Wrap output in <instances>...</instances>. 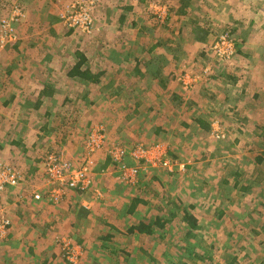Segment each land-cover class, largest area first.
Returning <instances> with one entry per match:
<instances>
[{"label":"rangeland","instance_id":"374dc122","mask_svg":"<svg viewBox=\"0 0 264 264\" xmlns=\"http://www.w3.org/2000/svg\"><path fill=\"white\" fill-rule=\"evenodd\" d=\"M61 1L52 0L53 3ZM78 1L83 0L64 1L62 6L68 9ZM105 1L99 0L95 6L92 31L83 33L76 29V33L96 34V23L103 21L96 12ZM110 1L112 8L132 2ZM178 1L142 0L140 3L136 0L142 4L141 10L135 12L140 20H133L137 25V38L146 41L144 48L153 44L157 46H152L156 52H150V58L139 55L138 61L143 65L132 64L134 69L142 68L140 71L133 69L129 75L119 67H112L111 76L103 86L92 87L90 97H87L90 89L80 87L67 107L56 113L48 112L50 116L45 121L52 134L47 145L68 156L72 162L83 157L91 129L97 125L105 128L107 145L94 158L95 171L100 175L112 176L115 173L105 159L109 157V147L118 144L131 149L137 144L144 148L159 145L162 149L153 154L158 156L168 150L163 159L174 164L171 170L154 166L156 163L152 162L161 155L150 162L139 163L140 181L136 187L143 185V188L135 191L137 194L142 191L140 199L144 203L132 218L147 224L154 223L158 216L167 219L165 227L159 228L160 246L153 253V258L139 252L135 240H122V237L112 241L111 248L100 247L93 252L88 251L87 246L91 243L88 244L87 240L82 248L70 237L58 239L59 244L67 238L82 248L83 256L78 264H230L228 260H234V257L235 262L231 264H264L261 260L258 262V255L240 246H246L248 241L257 244L254 247L257 250L264 244V118L261 121L255 119L254 125L242 127L221 115L226 112L222 105L225 102L233 105L243 87L247 91V96L240 99V105L246 107L244 111L252 116L264 113V85H259L264 81V0H193L183 15L179 12ZM9 10L10 0H1L0 18ZM131 24H126L127 32L134 30ZM197 24L210 33L204 44H196L192 40L193 26ZM40 36L44 41L36 44L39 51L51 47L56 55L64 53L74 58L77 46H80L76 43V36L71 38L61 33L52 38L50 29L41 31ZM223 38L234 45L230 56L220 57L215 49L217 44H222ZM11 48L10 43L2 44L0 40V69L3 71L8 67ZM32 48L27 47L28 50ZM153 55L154 58L164 56L161 72L156 77L144 70L145 63L154 59ZM119 72L127 73L125 79L121 75L116 77ZM258 73L260 77H257ZM232 83L237 85L231 87ZM219 90L228 92L219 94V97ZM205 91L209 93L205 94ZM205 112L208 113L207 120H203ZM221 121L223 124H218ZM242 135L246 140H235ZM101 156L104 158L100 159ZM257 157L263 160L257 163ZM131 159L134 164L129 166H135L137 159L135 161L133 156ZM24 178L25 183L27 179ZM237 179L242 181V186L248 183L247 180L255 182L256 186L249 192L233 189L231 181ZM31 183H35L32 178ZM45 183L49 191L47 180ZM227 198L236 206L226 202V215L219 219L214 214L219 212L222 201ZM122 199L120 197L121 202ZM238 202L242 206L238 207ZM235 208L240 211L246 209L251 219L262 217L261 223L256 221L251 226L250 220L248 229L242 228L240 233L236 228L229 230L233 223L228 215ZM185 213L195 219L197 228L192 229L184 220ZM165 242L173 248L166 247ZM168 250L171 253L166 254ZM61 252L64 256L62 248ZM224 254L228 258L222 260Z\"/></svg>","mask_w":264,"mask_h":264},{"label":"crops","instance_id":"0c3cea01","mask_svg":"<svg viewBox=\"0 0 264 264\" xmlns=\"http://www.w3.org/2000/svg\"><path fill=\"white\" fill-rule=\"evenodd\" d=\"M64 1L68 3L73 0H62L60 3H53L52 0H10L9 12L0 18L1 22L2 19L11 16L16 9H20L25 15V19L15 26L17 40L10 43L12 48L10 60L7 63L8 67L4 71L0 69V166L15 167L27 179V182L20 187L9 188L0 193V221L6 219L11 222L7 235L0 238V264H68L61 255L60 244L57 241L61 237L72 238L77 244H81L82 248L87 240L88 244L91 243V246H87L89 252L100 247L111 248V244H113L111 242L122 237V240L123 238L128 241L132 240V242L135 240L139 252L146 253L147 256L153 258V253L160 246L159 228L165 227L164 223L167 219L163 220L158 216L152 224L133 220L132 217L144 203V200L140 199L142 191L137 194L135 190L143 185L132 187L122 184L117 179L115 165L112 164L108 156L105 159L107 166L115 172V175L103 176L94 170L92 172L93 183L88 191L81 193L74 190L67 191L61 202L57 204L49 200L43 159L45 155L52 152L62 155L66 159L68 156L48 147L47 143L52 132L45 121L46 118L52 111L56 113L67 107L72 100L71 97L77 93L76 90L80 87L90 89V92H87V97H90L93 91L91 88L103 86L106 79L111 76L112 67H119L120 70L128 72L130 75L129 71L134 69L132 64L140 59L139 55L142 54L144 58L143 53L147 50L146 48L151 50V53L156 52L152 48L156 45L144 48L143 45L146 41L138 39L136 35L137 25L133 20H140L135 12L141 10L142 0H139L140 3L132 0L129 5L125 2L124 5L119 4V7L116 8H112L111 1L106 0L105 4L103 3V6L101 5L96 12L99 13V19H103V21L96 23V34L91 36L81 35L73 29L64 27L61 18V14L66 10V7L62 6ZM188 1H190L189 7L193 0ZM184 2L186 0L178 1L179 12L182 11ZM171 4H174V1ZM127 23H132L131 28L134 30L127 32ZM44 29H50L52 38L61 33L71 38L76 36V43H80V46H77L74 58L64 53L56 55L52 52L51 47L39 51L36 44L43 43L44 39L40 35ZM192 40L197 44L194 36ZM72 41L74 42V39ZM28 46L36 48L37 51H33L34 48L28 50ZM141 48H144V51ZM80 62L85 63L82 69L89 68L95 74H104L103 82L99 85L80 86L79 84L83 83L70 76L72 69ZM128 63L129 65H127ZM136 65L137 63H135ZM139 73L141 75L142 72ZM126 74L119 72L116 77L121 75L124 78ZM257 77H260V73L257 74ZM234 80L237 79L234 78ZM232 85L237 84L232 83L231 87H233ZM259 85H264V81ZM230 90L233 91V89ZM106 91L107 89L104 92ZM206 92L208 91L204 93L206 94ZM226 92L228 90L217 91L218 95H223ZM238 92L240 97L233 103L234 106L226 102L222 105L226 112L221 115L242 127H248L249 124L254 125L255 119L261 121L264 118V113L258 112L252 116L253 114L244 111L245 106L240 105V99L247 96L246 87L241 88ZM227 96L228 94L225 97ZM203 116H205L203 120H207L208 113L205 112ZM218 124L223 123L221 121ZM246 136L250 138L249 134ZM235 140L246 139L242 135V137H236ZM126 148L128 150L126 163L132 165L134 162L129 155L132 147ZM262 160L257 157V163ZM235 175L241 177L238 171H235ZM30 177L35 182L34 184L31 183ZM142 179L143 175L141 184ZM255 179L256 176H254ZM239 180L231 181L233 189L236 187L246 188V186L251 189L256 186L255 182L250 181L249 183L248 180V183L242 186V181ZM35 194H41V200H36ZM120 197L123 198L122 202ZM226 202L236 206L228 198L224 199L221 209L214 216L224 219L227 211L225 209ZM240 206L242 203L238 202V207ZM241 210L235 208L233 213L228 215L229 221L233 223L229 230L235 228L234 223H247L237 229L238 233L243 230L242 228L248 229L250 220L251 226L256 221L261 223L262 217L254 216L251 219L246 209L242 208ZM143 223L151 226L149 233L138 230V227ZM262 223H264V215ZM257 232H259L258 229ZM187 235L188 233H186ZM245 245H240L241 249L247 247L248 251L258 255V262L261 260L264 263V256H261L264 254V244L257 250L254 248L257 244L253 245L252 242L246 241ZM166 247L173 248L169 244H166ZM170 251L165 253H171ZM88 254L86 255L88 256ZM233 262H235V257Z\"/></svg>","mask_w":264,"mask_h":264},{"label":"built area","instance_id":"2783aa9c","mask_svg":"<svg viewBox=\"0 0 264 264\" xmlns=\"http://www.w3.org/2000/svg\"><path fill=\"white\" fill-rule=\"evenodd\" d=\"M99 0H83L73 4L62 15L63 23L68 29L79 30L83 33H90L93 28V12ZM25 19L24 13L20 9H16L10 16L0 22V40L1 43H11L17 40L15 35V26ZM76 30V31H77ZM224 46L226 48H224ZM234 45L232 42L227 43V39L223 38L222 44H217L215 49L220 57L230 56L233 53ZM231 50V51H230ZM108 142L106 130L103 126H94L89 132L86 142L83 157L77 161L72 162L67 160L62 155L48 154L43 159V166L47 185L49 187V200L54 203H60L67 191L74 190L79 193L89 190L92 180V172L95 170V156L101 150H104ZM159 145L152 148L135 147L129 153L130 157L137 159L135 166H129L125 160L127 158L128 150L118 145H113L108 149V155L113 161L118 172V179L129 186H136L140 179V162H145L155 159L152 163L154 166L160 165L163 168L171 170L174 166L168 160H164L167 152L156 156L154 151H160ZM166 149V148H165ZM150 162V161H149ZM24 175L22 172L10 165L0 166V193L9 188H18L24 183ZM36 200H41V194H35ZM11 222L3 219L0 221V238L7 235ZM61 248L63 257L69 264H78L83 256L82 248L75 245L71 240H62Z\"/></svg>","mask_w":264,"mask_h":264},{"label":"trees","instance_id":"16d2710c","mask_svg":"<svg viewBox=\"0 0 264 264\" xmlns=\"http://www.w3.org/2000/svg\"><path fill=\"white\" fill-rule=\"evenodd\" d=\"M189 3H190V1H188V0H186V2L183 3L184 4V7H183L182 11L180 12L182 15L184 14V12H185L186 8L188 7V4ZM193 28H194L193 29L194 40L197 43H199V44H204L205 42H207V40H208V38L210 36L209 31L206 30L204 28V26L199 25V24L194 25ZM184 29H186V28H184ZM187 29H188V27H187ZM150 52H151V50H148V52L147 51H144V57L150 58L151 57ZM163 58H164V56L158 55L156 58L152 59L151 61L146 62L145 65H144V68H145L144 70L147 71V72H149L150 74H153L155 77L158 76V74L161 72V64H162V59ZM135 63H137L136 66H140L141 64L143 65V63L139 62L138 60ZM83 65H85L84 62L78 63L72 69V71L70 73V76L72 78L78 80L79 82L85 84V85H88V84H96V85H99V84H101L103 82V77L102 76L104 74H102V73L95 74L89 68H85V70H84V69H82ZM141 69L142 68H140V69L139 68H135L134 70L137 72V71H140ZM141 75H142V73H141ZM124 79H125V77H124ZM119 90H120V88H119ZM137 146H138V144L135 145V147H137ZM130 150H132V149H130ZM52 153H54V152H52ZM49 154H51V153H49ZM67 160H69V159L67 158ZM117 175H118V173H117ZM236 189H239L240 191L241 190H245L244 192H249L250 191V188L247 187V186H246V188H244V187H241V188L238 187L237 188L236 187ZM184 220L187 221L190 224V226H191L192 229L197 228V222L195 221V219L192 216L189 215V213H185ZM234 227L236 229H239V228L242 227V223H236V224H234ZM138 230H140V231H146L147 233H149L150 230H151V226L146 225V224L143 223L140 227H138ZM227 258H228V256H226V254H224L222 260H225ZM199 259L202 260L203 258H199ZM232 259L231 260H228L230 264L233 261ZM228 261H226V262L228 263Z\"/></svg>","mask_w":264,"mask_h":264}]
</instances>
